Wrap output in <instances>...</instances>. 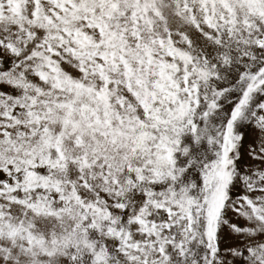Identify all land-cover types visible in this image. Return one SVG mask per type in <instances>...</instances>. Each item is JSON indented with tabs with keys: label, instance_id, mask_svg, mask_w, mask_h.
I'll list each match as a JSON object with an SVG mask.
<instances>
[{
	"label": "snow or ice",
	"instance_id": "snow-or-ice-1",
	"mask_svg": "<svg viewBox=\"0 0 264 264\" xmlns=\"http://www.w3.org/2000/svg\"><path fill=\"white\" fill-rule=\"evenodd\" d=\"M0 264H264V0H0Z\"/></svg>",
	"mask_w": 264,
	"mask_h": 264
}]
</instances>
